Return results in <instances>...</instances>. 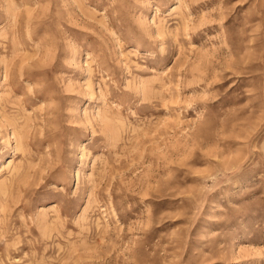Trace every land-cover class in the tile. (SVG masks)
<instances>
[{
    "label": "rangeland",
    "instance_id": "374dc122",
    "mask_svg": "<svg viewBox=\"0 0 264 264\" xmlns=\"http://www.w3.org/2000/svg\"><path fill=\"white\" fill-rule=\"evenodd\" d=\"M0 264H264V0H0Z\"/></svg>",
    "mask_w": 264,
    "mask_h": 264
}]
</instances>
